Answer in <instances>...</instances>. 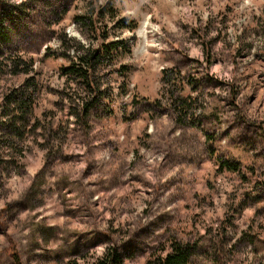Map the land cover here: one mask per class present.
I'll use <instances>...</instances> for the list:
<instances>
[{
    "label": "rangeland",
    "instance_id": "obj_1",
    "mask_svg": "<svg viewBox=\"0 0 264 264\" xmlns=\"http://www.w3.org/2000/svg\"><path fill=\"white\" fill-rule=\"evenodd\" d=\"M99 9L130 71L108 68L77 120L60 39L93 44L77 17ZM179 246L264 264V0H0V264H160Z\"/></svg>",
    "mask_w": 264,
    "mask_h": 264
},
{
    "label": "trees",
    "instance_id": "obj_2",
    "mask_svg": "<svg viewBox=\"0 0 264 264\" xmlns=\"http://www.w3.org/2000/svg\"><path fill=\"white\" fill-rule=\"evenodd\" d=\"M106 15L105 9H99L97 12L90 10L89 14L85 13L77 17L80 25L88 30V37L97 44L101 41L97 46L94 43H81L64 33L60 39V45L64 47V52L58 56L69 62L67 66L60 68V74L67 78L66 86L69 89L70 99L73 101L72 104L70 103V108L72 113L77 111V120H85L90 115L91 110L100 107L103 99L108 96L106 91L102 90L103 84L108 82V79L105 78L108 68L111 69L108 72L109 75L114 71L121 77L130 71V67L125 65H120L113 70L119 58V52L129 53L131 48L126 40L111 41L107 37L108 33L105 29L108 28V24L103 20ZM129 28L133 29L135 25L129 26ZM53 56L57 57L56 54H53ZM13 63L14 74L26 73L33 65L32 62L23 61L22 64L24 63L26 66L24 70H21L18 62ZM73 84L77 85L80 90L74 88ZM35 93V86L28 83L23 90L14 92L10 97H7L6 103L12 108L11 110L14 113H20L15 118L24 119L25 115L30 112L29 108L33 106ZM190 256L191 249L179 246L173 254L165 256L160 264H188ZM14 257L16 262L19 263L18 256L15 255ZM120 263L117 251L109 250L101 264Z\"/></svg>",
    "mask_w": 264,
    "mask_h": 264
}]
</instances>
